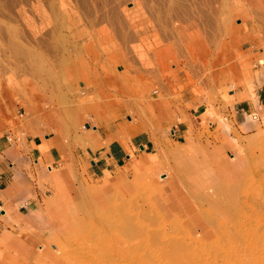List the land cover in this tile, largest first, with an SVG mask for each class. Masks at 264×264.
<instances>
[{
  "label": "rangeland",
  "instance_id": "1",
  "mask_svg": "<svg viewBox=\"0 0 264 264\" xmlns=\"http://www.w3.org/2000/svg\"><path fill=\"white\" fill-rule=\"evenodd\" d=\"M247 39L264 52V0H0V119L36 98L86 104L123 54L153 72L166 48L203 82L216 54ZM212 113L216 133L230 130L232 118ZM207 143L171 147L157 181L86 185L43 240L18 238L0 264H264V132L227 168Z\"/></svg>",
  "mask_w": 264,
  "mask_h": 264
},
{
  "label": "crops",
  "instance_id": "2",
  "mask_svg": "<svg viewBox=\"0 0 264 264\" xmlns=\"http://www.w3.org/2000/svg\"><path fill=\"white\" fill-rule=\"evenodd\" d=\"M263 53L249 39L232 55L220 52L203 82L166 48L149 59L153 72H134L123 54L103 66L86 104L62 95L44 107L36 98L29 113L0 119V252L18 238L43 240L53 212L88 184L103 191L113 179L157 181L171 147L190 138L222 148L221 168L239 160L264 132ZM212 109L232 118L230 130L216 133Z\"/></svg>",
  "mask_w": 264,
  "mask_h": 264
}]
</instances>
